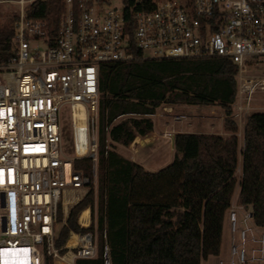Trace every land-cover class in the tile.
<instances>
[{
  "label": "built area",
  "instance_id": "built-area-1",
  "mask_svg": "<svg viewBox=\"0 0 264 264\" xmlns=\"http://www.w3.org/2000/svg\"><path fill=\"white\" fill-rule=\"evenodd\" d=\"M36 1L0 0L13 5L16 16L12 53L0 62V264H45L46 258L57 264L70 250L75 264L96 256L94 234L72 232L78 242H67L64 254L56 239L75 205L71 192L93 182L74 161L97 160L101 64L228 58L237 66L236 108L242 116L252 108L254 93L264 91V76L249 73L264 63V0H150L151 8L149 0H137L141 7L125 0L122 7L112 0H61L53 19L29 15ZM77 104L86 112L85 125L76 118ZM66 111L74 156L63 151ZM85 194L74 197L80 201ZM89 208L88 223L82 213L78 218L83 227L93 220ZM228 219L231 256L218 264H264V227L253 221V209L239 214L232 207Z\"/></svg>",
  "mask_w": 264,
  "mask_h": 264
},
{
  "label": "trees",
  "instance_id": "trees-1",
  "mask_svg": "<svg viewBox=\"0 0 264 264\" xmlns=\"http://www.w3.org/2000/svg\"><path fill=\"white\" fill-rule=\"evenodd\" d=\"M125 1L141 7L137 0ZM60 3L36 1L29 15L56 18ZM15 20L0 27V62L12 53ZM236 72L237 66L223 57L101 64L97 160L85 156L74 161L93 182L59 230L61 254L68 251L72 232H92L96 256L77 258L75 264H106L107 249L111 264H204L221 251L240 154V203L252 205L253 221L264 227V112L246 118L241 146L239 124L231 118ZM215 103L225 109L230 135L177 132L173 161L156 171L115 149L116 143L128 146L152 132V116L162 105ZM89 206L93 220L83 227L78 218ZM45 264H54L52 258Z\"/></svg>",
  "mask_w": 264,
  "mask_h": 264
},
{
  "label": "rangeland",
  "instance_id": "rangeland-1",
  "mask_svg": "<svg viewBox=\"0 0 264 264\" xmlns=\"http://www.w3.org/2000/svg\"><path fill=\"white\" fill-rule=\"evenodd\" d=\"M113 4L122 7L123 0H112ZM15 7L8 4H0V27L8 24L10 20L15 16ZM253 76H264V63L254 65L250 67V72ZM237 97L233 103V112L231 118H233L239 124L238 136L240 140L243 138V127L248 117L253 112H264V91H258L254 93L252 98V108L246 114L240 116L236 108ZM157 122L158 134L150 132L145 136H139L140 139L136 146L133 148V142L125 146L120 143L115 144V149L122 155H128L136 157L140 162L146 163L148 170L156 171L169 163L174 159L175 153L168 147V140L163 136L164 130L161 134L162 128H173L176 129V133L184 130H195V131H206L215 134H221L224 136L230 135L225 129V109L218 103L209 105H194V104H177V105H162L157 109V113L152 118ZM63 123V151L67 156H74V142L72 133L71 117L68 111L62 115ZM227 132V133H226ZM138 137V136H137ZM132 154V155H131ZM237 177L240 180V173H237ZM95 185L97 186L96 177L94 179ZM90 190L85 188L82 190H76L74 193L84 195ZM238 189L234 197L238 195ZM73 193V192H72ZM72 194L75 196L76 194ZM71 195V196H72ZM72 196V197H73ZM79 200V199H78ZM89 208V207H88ZM61 214L63 211L62 204L60 206ZM97 211V210H96ZM64 223V217L62 220ZM230 223V221H229ZM231 225V224H230ZM60 262V261H59Z\"/></svg>",
  "mask_w": 264,
  "mask_h": 264
},
{
  "label": "crops",
  "instance_id": "crops-1",
  "mask_svg": "<svg viewBox=\"0 0 264 264\" xmlns=\"http://www.w3.org/2000/svg\"><path fill=\"white\" fill-rule=\"evenodd\" d=\"M153 120L155 122V126H154V130L152 131L153 132V135L152 136H155L154 134H158L159 129H157V122L154 119V117H153ZM164 130H170V131L174 130V133H176V129H175L174 125H173V128H169V127L168 128H162V131H160L159 134H161ZM180 132H206V131L184 130V131H180ZM206 133H210V132H206ZM242 134L244 135V127H243ZM165 138H167V140H168V143H167L168 146H169L168 148L175 153L174 137L173 138L165 137ZM139 139H140L139 136L136 137V139L133 141V145H131V147L134 148L136 146V144L138 143ZM242 142H243V138H242V140H240L241 146H242ZM126 157H128V158H130V159H132V160H134V161L142 164L147 169L146 163H143L141 161L139 162L136 159L135 155L134 156L132 155L130 157L128 155H126ZM238 172L240 173V177H241V175H242V154H240V161H239V166H238V169H237V173ZM236 188L238 189L237 190L238 191V195H236V197L233 196L232 205H231L230 208L236 207L238 209V211H239V214H242V212L246 208H252L253 209V206L252 205H243V204L240 203V199H239L240 189H241L240 180H239ZM235 192H236V189H235ZM73 193H74V191H73ZM73 193L71 192V195ZM74 194H76V193H74ZM73 200H74V204H76L79 201V200H76V198L74 196H73ZM229 209H228V211H229ZM228 211H227V214H226V217H225V222H224V229H223V237H222L221 251H220L219 255L210 256L208 258V260H206L204 262V264H218V262L220 260H224L225 262H228V260L230 259V256H231V246H232V241H233V233H232L231 225H230L229 219H228ZM60 260L61 259H59L57 261V264H61V262H59Z\"/></svg>",
  "mask_w": 264,
  "mask_h": 264
},
{
  "label": "bare ground",
  "instance_id": "bare-ground-1",
  "mask_svg": "<svg viewBox=\"0 0 264 264\" xmlns=\"http://www.w3.org/2000/svg\"><path fill=\"white\" fill-rule=\"evenodd\" d=\"M75 115H76V118L79 121L80 125H85V123H86V120H85L86 112L84 110V107L81 104H77L75 106ZM78 152H79V154H85V152H86L85 146L78 144ZM90 212H91L90 208H86L82 212V214H81V221L82 222L88 223ZM77 242H78V237L76 234H73V236L68 241V246H74L77 244ZM73 258H74V253H73V251L70 250L64 256H62L59 259H61L60 260L61 264H72Z\"/></svg>",
  "mask_w": 264,
  "mask_h": 264
},
{
  "label": "water",
  "instance_id": "water-1",
  "mask_svg": "<svg viewBox=\"0 0 264 264\" xmlns=\"http://www.w3.org/2000/svg\"><path fill=\"white\" fill-rule=\"evenodd\" d=\"M105 261H106V264H111L108 249H107V251H106Z\"/></svg>",
  "mask_w": 264,
  "mask_h": 264
}]
</instances>
